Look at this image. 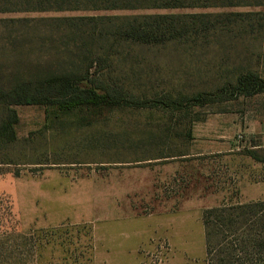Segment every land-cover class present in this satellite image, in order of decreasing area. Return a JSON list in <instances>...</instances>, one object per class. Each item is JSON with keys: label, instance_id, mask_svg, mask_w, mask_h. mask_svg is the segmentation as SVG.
Instances as JSON below:
<instances>
[{"label": "rangeland", "instance_id": "1", "mask_svg": "<svg viewBox=\"0 0 264 264\" xmlns=\"http://www.w3.org/2000/svg\"><path fill=\"white\" fill-rule=\"evenodd\" d=\"M239 1L0 14L5 92L82 70L118 101L70 113L41 96L0 103V120L17 118L15 141L0 144V264H206L202 213L264 202L239 201L264 190V94L229 92L246 72L264 79V6ZM154 15H210L196 22L222 32L123 40L127 20ZM76 17H94V38L62 22ZM247 211L223 241L210 224L209 264H264V206Z\"/></svg>", "mask_w": 264, "mask_h": 264}, {"label": "trees", "instance_id": "2", "mask_svg": "<svg viewBox=\"0 0 264 264\" xmlns=\"http://www.w3.org/2000/svg\"><path fill=\"white\" fill-rule=\"evenodd\" d=\"M206 1V0H205ZM239 0H212L213 4L227 7L233 6L235 2ZM253 1L252 4L257 6H264V0H243ZM180 0H0V14L6 13H27V12H64V11H94V10H121V9H136L145 8L144 6H150L147 8H177L171 6L176 4ZM181 4H183L181 2ZM182 6V5H180ZM191 19L189 23L184 22L182 19ZM198 18H210V15H193V16H175V15H154L144 16L143 18H133L127 20L119 31V34L123 40H127L133 43H139L144 45H157L168 40H177L189 36L190 33H221L218 29L217 22L202 23L196 22ZM216 16L215 19H218ZM102 20V19H98ZM82 23L81 27L74 28L78 34H84V29L88 30L89 36L94 38V17H76V18H64L62 22ZM92 23V24H91ZM191 24V25H189ZM198 24V25H197ZM201 26L193 28L195 26ZM68 26V25H66ZM71 27V26H70ZM67 28V27H66ZM73 28V27H72ZM71 30L70 28H67ZM198 31V32H197ZM87 31H85L86 33ZM73 34V32H72ZM4 45H11V38L8 37L4 40ZM0 52H7L4 48ZM3 55V53H2ZM85 81L87 84L92 85L88 89H79L75 86L76 83ZM27 85V86H26ZM29 85H19L17 88L13 87L10 92H5L0 87V103L10 105H28L32 104L34 100L32 96H41L39 100L48 101L53 100L55 104V110L59 113H70L74 110L85 108H106L118 103L108 92H97L98 88L93 85L92 78L89 76L88 71H78L71 78L67 75H50L40 80L35 86V91H29ZM227 90V89H226ZM225 90V91H226ZM229 92L231 96H244L250 97L258 94H264V79L258 77L253 72H246L239 75L234 84L230 87ZM201 95H196L190 100L199 101ZM9 99L5 101V99ZM39 103V101H37ZM52 104V103H51ZM135 105L142 106L139 101L134 102ZM11 118L7 121L0 120V144L6 145L15 141L16 135L13 129V125L16 124L17 118L13 112H11ZM254 160L259 161L252 153L250 155ZM262 162V161H259ZM264 206V202L261 203H249L246 205L235 206H219L214 209L206 210L202 213V223L204 226L205 234V261L209 264V250H208V236L209 226L213 224L217 228L216 234L222 235L221 240L225 238L223 236L224 229L232 230L237 224L239 228L235 230L243 229L245 222L239 220L240 216L237 215V220L234 219V211H240L243 213L247 210L254 211L255 207ZM231 211V213H229ZM251 213V211L244 212V214ZM242 214V216L244 215ZM261 245V244H260ZM261 258L264 260V244L262 245ZM234 257L227 255L226 259H218V264H232L231 260Z\"/></svg>", "mask_w": 264, "mask_h": 264}, {"label": "crops", "instance_id": "3", "mask_svg": "<svg viewBox=\"0 0 264 264\" xmlns=\"http://www.w3.org/2000/svg\"><path fill=\"white\" fill-rule=\"evenodd\" d=\"M255 200H264V190L259 196H254L251 192L249 193L248 196H244L242 192L240 193V199H239L240 203L250 202Z\"/></svg>", "mask_w": 264, "mask_h": 264}]
</instances>
